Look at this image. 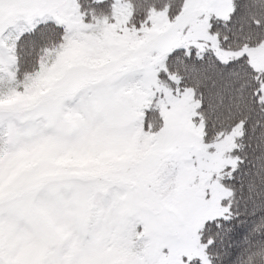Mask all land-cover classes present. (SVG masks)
<instances>
[{"label": "snow or ice", "instance_id": "snow-or-ice-1", "mask_svg": "<svg viewBox=\"0 0 264 264\" xmlns=\"http://www.w3.org/2000/svg\"><path fill=\"white\" fill-rule=\"evenodd\" d=\"M0 264H264V0H0Z\"/></svg>", "mask_w": 264, "mask_h": 264}]
</instances>
